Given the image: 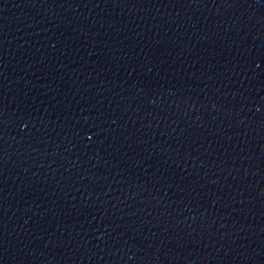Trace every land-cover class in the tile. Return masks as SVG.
<instances>
[{
  "label": "water",
  "instance_id": "obj_1",
  "mask_svg": "<svg viewBox=\"0 0 264 264\" xmlns=\"http://www.w3.org/2000/svg\"><path fill=\"white\" fill-rule=\"evenodd\" d=\"M0 264H264V0H0Z\"/></svg>",
  "mask_w": 264,
  "mask_h": 264
}]
</instances>
